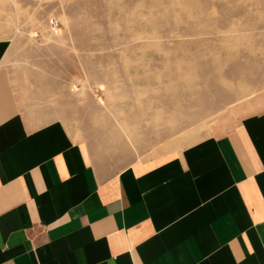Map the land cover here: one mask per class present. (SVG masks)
<instances>
[{
	"label": "crops",
	"instance_id": "obj_1",
	"mask_svg": "<svg viewBox=\"0 0 264 264\" xmlns=\"http://www.w3.org/2000/svg\"><path fill=\"white\" fill-rule=\"evenodd\" d=\"M0 32V264H264V99L110 162L28 113Z\"/></svg>",
	"mask_w": 264,
	"mask_h": 264
},
{
	"label": "rangeland",
	"instance_id": "obj_2",
	"mask_svg": "<svg viewBox=\"0 0 264 264\" xmlns=\"http://www.w3.org/2000/svg\"><path fill=\"white\" fill-rule=\"evenodd\" d=\"M0 32L25 110L110 162L264 99V0H0Z\"/></svg>",
	"mask_w": 264,
	"mask_h": 264
},
{
	"label": "built area",
	"instance_id": "obj_3",
	"mask_svg": "<svg viewBox=\"0 0 264 264\" xmlns=\"http://www.w3.org/2000/svg\"><path fill=\"white\" fill-rule=\"evenodd\" d=\"M55 24H58V21H56Z\"/></svg>",
	"mask_w": 264,
	"mask_h": 264
}]
</instances>
